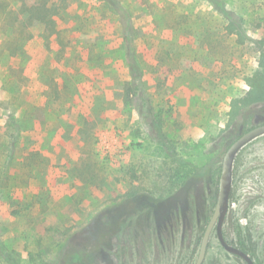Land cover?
<instances>
[{"label":"rangeland","instance_id":"374dc122","mask_svg":"<svg viewBox=\"0 0 264 264\" xmlns=\"http://www.w3.org/2000/svg\"><path fill=\"white\" fill-rule=\"evenodd\" d=\"M2 1L0 264H196L224 157L264 125L245 101L264 0H53L63 61ZM26 75L67 88L54 100ZM225 235L264 264V136L236 158ZM204 264L245 263L214 232Z\"/></svg>","mask_w":264,"mask_h":264},{"label":"trees","instance_id":"16d2710c","mask_svg":"<svg viewBox=\"0 0 264 264\" xmlns=\"http://www.w3.org/2000/svg\"><path fill=\"white\" fill-rule=\"evenodd\" d=\"M2 3H5V1L0 0V4ZM11 4H13L12 8L16 6H23L27 10L29 17L33 16V19L35 21L46 24V28L40 36L44 39L46 47L48 49L53 50L55 48L57 60L63 61L70 53L69 51L72 49V47L70 46L71 41L67 39L65 31L59 27V18L61 17V12L56 2L51 0V3L48 2L44 6H41L40 4L34 2V0H20V2L18 3L14 2ZM11 13L12 12H9L5 17V23L11 20V18L9 17ZM8 26L9 25L7 24V27ZM24 40H26V38H24ZM19 48L24 49V46L19 45ZM18 80L19 83L22 82L23 84L31 81V84H28L27 86H32L34 89H38L37 84H39V88H41L42 86L43 88L45 86L48 87V89L52 91V93L50 94L51 97L54 95V100H57L56 96H61V92H64V90L67 88V83L63 82V80L58 75L53 76L50 82L32 78L30 75L20 77ZM248 83L251 85L252 91L245 100L246 106L250 107L252 106V104L259 102L264 103V70L262 71V73H257L254 77H252V79H249ZM71 89L74 90V87L71 86ZM16 139L14 140L12 138L11 143L14 146H16V142H18V140Z\"/></svg>","mask_w":264,"mask_h":264},{"label":"water","instance_id":"95a60500","mask_svg":"<svg viewBox=\"0 0 264 264\" xmlns=\"http://www.w3.org/2000/svg\"><path fill=\"white\" fill-rule=\"evenodd\" d=\"M261 136H264V125L257 126L251 129L250 131H248L247 133H245L227 151L222 166V174L220 178L217 206L214 215L205 231L200 249L199 258L196 264L204 263L208 252L210 239L215 229L217 230V235L221 244L229 253L241 257L248 264H255L252 258L248 254H246L244 251H241L238 248L229 245L225 241L223 234V227L231 205V196L233 192V180H234V166H235L236 158L239 152L244 147H246L248 144H250L251 142H253L254 140H256Z\"/></svg>","mask_w":264,"mask_h":264},{"label":"flooded vegetation","instance_id":"af4514ba","mask_svg":"<svg viewBox=\"0 0 264 264\" xmlns=\"http://www.w3.org/2000/svg\"><path fill=\"white\" fill-rule=\"evenodd\" d=\"M242 137V136H241ZM240 137V138H241ZM239 139V138H238ZM220 185V184H219ZM219 195V194H218ZM214 215V214H213ZM228 215H229V213H228ZM228 215H227V218H226V221H227V219H228ZM212 219V218H211ZM211 221V220H210ZM226 221H225V224H224V227H223V234H224V238H225V241L229 244V245H231V246H233V247H235V248H238V249H240L241 251H244L246 254H248L251 258H252V260L254 261V263L255 264H257V262H256V260L254 259V257L252 256V254L249 252V250H247V249H245L243 246H241V245H239V244H237V245H234V244H232L231 242H229L228 241V239H227V237H226V235H225V225H226ZM210 223V222H209ZM209 225V224H208ZM208 227V226H207ZM207 229V228H206ZM206 231V230H205ZM214 232L216 233V235H217V230L215 229L214 230ZM213 232V233H214ZM213 233H212V235H213ZM205 234V233H204ZM204 237V236H203ZM212 237V236H211ZM217 238H218V235H217ZM218 240H219V238H218ZM202 241H203V239H202ZM210 241H211V239H210ZM219 242H220V240H219ZM210 244V243H209ZM220 244H221V242H220ZM202 245V244H201ZM221 246L223 247V245L221 244ZM201 249V248H200ZM208 249H209V247H208ZM223 249L226 251V252H228L224 247H223ZM229 253V252H228ZM200 254V253H199ZM207 254H208V252H207ZM229 254H231V253H229ZM231 255H233V254H231ZM233 256H235L236 258H238V259H241L245 264H248L244 259H242L241 257H239V256H236V255H233ZM206 257H207V255H206ZM199 258V257H198ZM205 260H206V258H205ZM198 261V260H197ZM205 262V261H204ZM197 263V262H196ZM204 264V263H203Z\"/></svg>","mask_w":264,"mask_h":264}]
</instances>
